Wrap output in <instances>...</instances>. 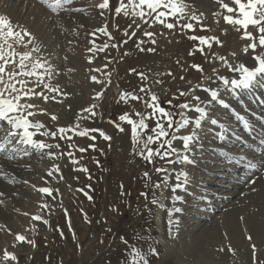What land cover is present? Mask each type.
<instances>
[{"label": "rangeland", "instance_id": "1", "mask_svg": "<svg viewBox=\"0 0 264 264\" xmlns=\"http://www.w3.org/2000/svg\"><path fill=\"white\" fill-rule=\"evenodd\" d=\"M37 1L40 3V0H0L1 16L7 15L8 10L14 8L15 14H25V18L28 17L29 25L33 24L35 13L39 10L44 14L41 33H45L44 40L39 39V44L42 46L39 55L46 58L53 68L59 72L51 80L46 79V82L54 86L58 85L61 92L67 93V95L58 97L59 100H62V103L51 100L45 103L42 98H33L31 102L36 105V108L33 110L38 113L40 110H46L47 113L37 114L40 117L38 118L36 115V121L47 124L46 128H42L44 131L51 132L57 127L73 126L78 123L79 128L77 131L101 129L111 136L112 139L111 141H105L99 136L98 132H90L87 137L77 136L74 132H70L68 133L70 139L52 138L49 136L48 140L53 145H60L58 149L53 147L54 153H62V155H48L47 158H51L52 161L51 164H48L49 166L42 165L38 161H32L27 155L28 151L26 147H18L15 141H13L15 147L9 145L7 153L0 151V157L2 156V158L21 164L33 163L37 167V170L22 168L21 171L25 174L24 179H21L22 181H17V177L12 175L14 183L20 191L24 192V195L17 196L16 193L11 191L7 192L9 197L11 196L14 199L12 202H15L16 207L14 212L8 210L9 213L4 215V228L0 226V230L3 228L6 232L3 243L14 241V236L20 231L21 227L28 228L33 224L35 226L33 228L38 233L31 235L30 240L34 244L20 243L17 250L13 251L17 256L16 261L4 260V253H0V264H133L135 250H139L144 257L147 253L155 255L157 258L155 262L160 257H164L165 260H163L162 264H260L261 261H264V246H258L256 260H253L252 253L249 250L246 251V249L242 256L240 255L242 252H236V255L233 256V262L227 261V257L219 251V254L216 255L217 259L212 261L203 260L201 256L204 253H197L196 251L185 252V246H183L185 240H181V237L184 236L189 239L190 234L193 237L197 236L204 227L202 226L199 230L191 231L189 228H186L189 224H185V226L183 222L181 223V225L183 224L182 231H175L172 226L170 231H166L162 221L160 222L157 219L158 216H161L158 213H162L164 210H168L171 214V207H167L166 204L168 199L166 192L173 190L171 188L178 181L176 175L181 171L182 167H179L178 172L172 171L171 167H169L170 169L166 167L168 169L167 172L157 173L154 171V168L156 165L157 167L163 166L166 163L165 160L158 158L154 163H148L136 155L137 158L139 157V161L131 168L128 162L132 157H135L132 150L131 126L126 122L119 121V116L125 113L129 114L133 119L138 120L139 117L135 113L147 110L142 101L132 100L131 97L128 98L127 102L122 101L120 97L125 93L139 94L145 100L149 99L147 97L149 94L155 93L159 97L160 106L174 112L176 114L175 119L179 120L181 110L178 105L186 101L196 103L192 101L191 95L180 97L179 92H188L189 89L194 88L198 83L215 89V82L219 78L212 72L214 67L219 69V74L222 77L226 76L228 72H232V70L221 67L222 62L219 60L212 59L213 54L223 55L234 64L246 61L243 58L245 54H242L241 51L242 47L247 43V41L240 39L243 30L237 32L231 25L224 22L222 16L214 15V13L227 14L226 10L217 4L215 0H186V2L191 4L190 9L186 10V14L191 15L194 13L210 29L207 32L197 30L194 34L218 36L223 42V47L214 44L212 49H206L204 53H201L197 50L199 42L189 40L187 34L169 32L166 29L160 30L161 28L158 27V24L155 25L156 27L147 25L145 28L141 27L140 29H136L135 26L129 27L128 17H124L122 14L120 16L115 14L114 9L118 6L119 0H111L110 10H102L97 7L102 0H84L85 2L74 0V4H78L82 11H76L75 9L77 8L73 7L71 8L73 9L72 11H61L59 14L52 12L51 9H48L49 12L46 6H42ZM224 2L231 5V0H224ZM101 12H103V15H101ZM190 22L196 23L195 20ZM137 23L143 26V22L139 21L138 18ZM105 25H107V29L112 33L114 39H110L102 33H97L95 37L90 35L92 31ZM133 30L137 31V35L132 37V40L124 36L125 31L131 32ZM224 30H227L226 34ZM251 30L252 28L249 26V31ZM143 31L156 32L157 34L154 38L157 44L151 45L149 38L142 35ZM140 39L146 42L143 47L153 46L156 51H139L135 45L139 43ZM92 40H95L97 49L105 43H108L110 47L104 52L96 51L95 58L89 64L88 58L93 56V53L88 52L87 49L92 46ZM123 40H128V43H123ZM112 44H117L118 46L113 48L111 47ZM221 48L226 49L224 53H220ZM21 50L25 51L26 49L22 47L18 51L21 52ZM257 51L264 54V49H257ZM232 52H236L237 57H232ZM124 53L129 54L125 56ZM190 53H195V55H191ZM246 55V57L251 58L255 53ZM109 61L111 63H108ZM106 63H108V67L104 68V64ZM158 64L160 67L164 65L163 70L159 69L157 71L154 69V67H158ZM193 64L200 65L203 68V72L192 68ZM94 68H99L101 71L92 72L91 69ZM132 69L136 71L133 72L131 71ZM105 72L111 73L112 83L110 85L103 86L95 84L90 80L91 75H96L102 80L105 79L103 75ZM138 73H143L147 79L141 80ZM168 73L172 75H169L167 82L162 81V83H157V81H161L157 77L161 75L165 77ZM188 73L192 75H188ZM198 73L201 76L196 80L193 75ZM184 74L186 78L183 76ZM206 76H211L212 79L207 80L205 79ZM151 79H154V81L149 82ZM259 85H264V81L256 80L250 88L252 91L249 90L250 95L245 96L244 94L246 93L244 92L240 96L248 105L250 100H254L256 106L253 109H251V103L250 107H247L237 104L236 101L228 102L233 108H237V115L235 117L232 114L228 117V120H221V123H229L228 127L235 126L236 134L246 136V140L252 145L240 143L237 147L233 161L240 169L237 173L216 169L215 174L211 173L209 175L213 183L205 182L206 185L200 184V186L212 187L213 190H217V194L199 192L211 197V199L218 198L219 195H233V193H237V195L232 197L231 201L225 202L226 205H223L224 207L220 206L221 210L219 208L215 213L216 217L210 219L208 222L217 220V217L221 216L235 200L242 199L245 186L249 183L248 179L254 178V174L248 172L256 173L259 171V169L245 165H254L250 159L253 158L259 161L257 165H259V168L264 169V154L259 155L260 152L258 151L260 148H264V145L260 141V144L259 142L256 143L259 144L258 146H253L252 142L259 140H255V137H249L248 135H257L259 128H263V132L260 129L261 135L258 132L257 137L264 139V106L261 107L263 113L260 114L256 107H260L261 102L255 100V97L258 95L257 99L261 98L264 102V96L260 93L264 94V87H261L259 91L256 89ZM145 86L151 89V93L146 95L139 92V89ZM102 87H106L104 97L100 100L94 99L96 91L101 90ZM37 91H40V89H37ZM44 91L45 94L55 95V93H48L47 90ZM201 91L202 89H199L192 95H200L202 99ZM219 91L221 92L220 98L226 102L228 100L225 96L226 91ZM251 92L255 93V96H252ZM235 93L240 95L238 89L235 90ZM209 97L207 98L209 99ZM219 99L216 103L213 102L209 108L206 105V101L202 99L204 103L200 106L205 108L206 112H208L207 110L210 111L208 112V118L202 121L201 128L196 129L194 124H192L188 128L176 133L177 135H191L195 133L197 137L193 142L192 151L183 152V155H188L190 158H194L195 161H201L217 153L208 147V149L200 147L199 149L202 150V153L194 152L198 148L197 144L200 142L203 143L202 145L222 147L225 150L230 148L228 142H223L222 139L229 140L235 137L230 132L225 131L226 126L220 123H211L213 117L217 119L220 116V113H216V107L223 108L220 103L218 104ZM93 103L98 105L95 110L97 114L88 119H81V110ZM141 109L142 111H140ZM227 110L230 112L231 108H227ZM250 110H257L255 113L260 115H256L254 112L251 113ZM149 111L151 109H148ZM241 113L254 114L250 116L251 120H255V122L252 121V124L255 126L254 123H256L253 130L250 128L251 130L247 129L246 131L241 128L237 119ZM53 114L58 117V120H51V115ZM194 114L195 112H191V114L190 112H186V115L189 117H192ZM83 115L87 116L88 114L83 113ZM262 115L263 117H261ZM255 118L259 122L263 120L262 124L259 125V122ZM114 121L120 123L125 128V131L120 132L113 123ZM150 127H154V123L150 124ZM220 127L223 129L222 131L219 130ZM236 129L240 130L237 131ZM4 130H7V126L0 129V131ZM245 131L247 134H243ZM91 135L97 137L95 141L90 139ZM207 137H209V140L206 141ZM252 138L253 141H249ZM236 139L242 142L241 139L243 138L237 137ZM179 142L174 141V146L181 147ZM90 144H95V149L89 148L88 145ZM80 148H87L88 150L81 153L79 151ZM247 148L248 150L244 152ZM69 152L72 153L71 157L68 155ZM262 152L264 153V151ZM224 155H226L224 152L218 153V157H225ZM225 158L230 160L231 157L226 156ZM171 159L175 160L176 156H172ZM74 161H78V163ZM218 164L221 165L220 163ZM234 164L230 165L233 167ZM57 166H59V171H56ZM84 168L88 171L81 170ZM187 170L190 172L189 169ZM50 171L53 175L49 177L48 184L53 187L54 194L53 197L45 194L46 196H42V198L53 200L55 205L54 207L49 206V210H47V208H43L40 204L37 189L43 184H47L46 179H44V173ZM145 171L149 172L150 180L144 177L143 172ZM129 175L131 177H128ZM240 176L244 177V179L240 178ZM26 181L27 183H25ZM170 182L171 184H169ZM156 184H159L160 187H155ZM252 189L250 188L247 192L246 202L255 199L256 190L253 191ZM89 196L92 199H89ZM153 199H157V203L153 204L151 202ZM2 201L4 202L5 200ZM262 202H264V199ZM190 203H207L217 208L220 201H208L200 198L193 202L190 201ZM164 207L167 208L165 209ZM40 208L41 210L43 209V220H47V224L43 223V221L34 222L31 218L32 213L29 211ZM246 208V211L249 213L253 205ZM191 210H196L197 212L205 211L202 206L190 205V209L184 210L183 213ZM24 213H28L29 215H24ZM186 216L194 219L198 214ZM18 218L21 220L18 221ZM9 225L12 227V230L7 228ZM105 232H108V237L105 236ZM170 233L178 241V246L174 252L172 251L176 243L169 237ZM1 242L0 239V244H2ZM23 245H34L32 252H23ZM116 247H118V250L115 252L114 249ZM151 249H156V252L151 251ZM217 249L221 250L223 248L216 245ZM223 251L229 252L225 249ZM165 252L169 253L166 254Z\"/></svg>", "mask_w": 264, "mask_h": 264}, {"label": "snow or ice", "instance_id": "2", "mask_svg": "<svg viewBox=\"0 0 264 264\" xmlns=\"http://www.w3.org/2000/svg\"><path fill=\"white\" fill-rule=\"evenodd\" d=\"M223 9L226 10L227 14L214 13V15L222 16L224 22L231 25L237 32L243 30L240 36L241 40L247 41V43L242 47V54L255 53L253 56L254 61L258 66L249 67L243 62L232 63L229 59L223 55L213 54L211 57L214 60H219L221 67L240 73V78L236 80H227L219 74V69L213 68L212 72L219 79H223V84L227 87L229 84L235 93L237 89H249L253 86V82L257 80L258 75H264V54H261L257 49H264V0H231V5L225 3L224 0H215ZM42 5H46L48 9L52 12L59 14L61 11H72L69 5L73 4V0H40ZM99 9L110 10L111 0H102L98 5ZM191 4L186 2V0H119L118 6L115 7L114 11L117 16L121 14L124 17L129 18V27L135 26L136 29H140L141 24L137 23V18L142 21L143 24H148L150 27L156 24L163 26L164 29L169 32H179L181 34H187L188 39L191 41H198V51L204 53L206 49H212L213 45L223 47V42L218 36H208V35H195L197 30L200 31H210V29L203 24L197 15L194 13L191 15L186 14V10L190 9ZM76 11H82V9H75ZM103 15V12H101ZM203 15V13H201ZM195 20L196 23L190 21ZM219 23V21H217ZM249 26L252 30L249 31ZM19 29V30H17ZM225 34L227 30H224ZM97 33H102L108 36L110 39H114L111 32L108 31L107 25L99 27L91 32V36L95 37ZM192 33V34H190ZM255 33V34H254ZM156 32L153 31H143L142 35L149 38L151 45H156L157 41L154 38ZM137 35V31L133 30L131 32L125 31L124 36L132 38ZM27 39L25 40V38ZM11 41V42H10ZM36 37L27 28L21 25H14L10 18L0 16V129L7 126V130L4 132V139L0 141V151L8 148L9 145L15 147L13 141L22 142L23 144L30 145L34 149H52L53 147L59 148L60 145L49 144L43 140L35 139L36 133L40 129L46 128V125L40 121H35L34 118L37 114H47L46 110L33 111L36 105L31 101L33 98H42L43 102L47 103L49 100L53 102H61L58 97L66 96L67 93L61 92L58 85H51L46 82L51 80L54 75H58L59 72L53 68L49 61L40 56L42 46L39 43H35ZM123 43L127 44L128 40H123ZM145 40L140 39L139 43H136V48L141 51L155 52L156 49L153 46L143 47L145 45ZM14 44H22L26 49L25 51H17ZM32 45L31 48L28 46ZM91 47L87 49L88 52L93 53V56L88 58L89 64L95 58V52H104L110 45L108 43L103 44L98 49L95 46V40L91 41ZM117 44H112L111 47L116 48ZM35 54V55H34ZM129 53H124L128 55ZM195 55V53H190ZM232 57H237L236 52L231 53ZM67 59V57H65ZM108 63H111L109 61ZM108 63L104 64V68L108 67ZM179 63V61H177ZM192 68L199 72H203V68L198 64H193ZM92 72H100L101 69L94 68L91 69ZM131 71L135 72V69ZM105 79H100L96 75H91L90 80L99 85L107 86L112 83L111 73H103ZM141 80H146L147 77L143 73H138ZM168 75H172L168 73ZM183 79V77H181ZM205 79H212L211 76H206ZM157 83H162V81H157ZM203 88L205 93H210V99L208 102L217 101L219 98V92L216 89H209L201 84H196L194 88L189 89L188 92H179L180 97H187L191 95L192 102H184L178 105L181 110L179 113L180 119H175V113L166 110L160 106V100L158 95L151 93V89L141 87L139 92L145 93L146 95L151 93L150 99L145 100L139 94L133 95L132 93L123 94L120 99L127 102L128 98L131 97L132 100L142 101L145 108L151 109L150 112H139L137 111L135 115L139 119H133L129 114L125 113L119 116V121L126 122L131 126V142L133 145V152L135 155L142 158L148 163H154L158 158L160 160H165L168 164H188L192 165L196 163L194 158H190L188 155H183V152H191L193 142L196 140V134L191 135H177L182 129L188 128L190 125L194 124L196 129L201 128L202 121L208 116L205 108L200 105L204 103L200 95H192L197 92V90ZM40 89V91H37ZM47 90L48 93H55V95L45 94ZM106 87H102L101 90L96 91L94 99L100 100L104 97ZM225 109L228 108V104L220 98L218 101ZM171 103V101H169ZM98 105L93 103L89 107H85L81 110V119H88L95 116L96 109ZM186 112L199 113V117L194 120L186 115ZM83 113H87L84 116ZM33 118V119H30ZM243 119V117H240ZM51 120L56 121L58 117L56 115H51ZM116 128L120 132H124L125 128L121 126L118 122H113ZM154 123V127H150V124ZM212 124H216L217 120L212 119ZM247 124V121H245ZM79 124L76 123L73 126H61L57 127L55 130L49 132L44 131L40 133L41 136H51L52 138L60 139H70L68 133L74 132L77 136L87 137L90 132H98L99 136L105 141H111L112 137L107 135L101 129H84L77 131ZM175 129V131H173ZM95 135H91L90 139L95 141ZM174 141H181V147L174 146ZM155 145V147H153ZM89 148L95 149V144L88 145ZM87 148H80L81 153L86 152ZM48 155H62V153L49 152ZM68 155L71 157L72 153L69 152ZM172 156H176V159H171ZM78 163V161H74ZM254 167V165H250ZM87 172L86 168L81 169ZM56 171H59V166L56 167ZM154 171L157 173L167 172L168 169L161 167H155ZM49 177L53 175L50 171L47 174ZM144 177L151 179L149 172L145 171L143 173ZM183 178L182 183H177L175 185L176 189L182 188L184 184L188 182V173L181 170L177 175L176 179L179 181ZM27 183V181L25 182ZM256 181L252 180V184ZM35 187V186H33ZM155 187L159 188L160 185L156 184ZM40 193L46 194L49 197H53V189L45 186L37 189ZM255 191V188L252 189ZM58 191V190H57ZM82 191V190H81ZM4 194L0 192V196ZM87 195V193H85ZM89 199H92L90 196ZM176 200L180 197L176 196ZM153 204L157 203L155 199L151 201ZM4 202L0 200V204ZM43 207L47 208L48 204H44ZM175 212L181 211L179 208L174 209ZM24 215H29L24 213ZM34 221H43L47 224V220H43L40 215H34L31 217ZM169 223H173L170 219ZM17 243H29L34 244L33 241L28 240L23 234L17 233L14 236ZM249 241H252L253 237L249 235L247 237ZM127 243V241H125ZM253 260L257 259V246L253 243L250 245ZM151 251L156 252V249H151ZM223 251V249H221ZM4 260L16 261L17 256L4 250L3 255ZM133 264H147L144 256L135 250V256ZM260 264H264L261 261Z\"/></svg>", "mask_w": 264, "mask_h": 264}, {"label": "bare ground", "instance_id": "3", "mask_svg": "<svg viewBox=\"0 0 264 264\" xmlns=\"http://www.w3.org/2000/svg\"><path fill=\"white\" fill-rule=\"evenodd\" d=\"M13 10H14V8L11 10H8L7 15L5 14L4 17L10 18L14 25H17V24L21 25L24 28H27L29 31H31V33H34V36L36 37L35 43H39L40 38L44 40V33L45 32L43 34L41 33L44 14H43V12H41V10H39L37 13H35V19H34V22L32 25H29L28 17L25 18V16H24L25 14H15V12ZM147 25L148 24H143L142 27L145 28V26H147ZM158 27L161 28V29L159 28L160 30L164 29L163 26H161V25H158ZM17 30H19V29H17ZM26 39H27V37L25 38V40ZM131 40H132V38H131ZM14 46H15L17 51L23 47L22 44H14ZM28 47H32V45H29ZM225 50H226L225 48H221L220 53H224ZM22 51H24V50H21V52ZM246 56L247 55L245 54L243 57L244 59H246V61L244 62L246 64V66H249V67L258 66L252 57L248 58ZM163 67H164V65H161V67H160L158 64V67H154V69H156L158 71L159 69H162ZM189 74L192 75L191 73H188V75ZM175 75H177V74H175ZM183 76H185V74ZM200 76H201L200 73L193 75V77L196 80L199 79ZM168 77H169V75L167 74L165 77H162V75H161L160 77H157V78L161 81L167 82ZM185 78H186V76H185ZM239 78H240V76L238 77L235 73H232V72H228L226 74V76L223 77V79H227V80H230V79L236 80ZM223 79H220V80L218 79L217 82H215V87H216L215 89L218 90L220 95H221V92L219 90L226 91L225 96L228 98V100L225 103L228 104V102L231 103V102L236 101L237 104H239V105H245L247 107H250V103H251L252 107L256 106V102L254 100H250L249 101L250 103L248 105V103L246 101L242 100L240 96H238L236 93H233V90L229 85L227 87H225L223 84ZM152 81H154V79H151V81H149V82H152ZM204 87H207L209 89H214V88H211L209 86H204ZM201 89L203 91V88H201ZM202 91L200 92L202 94V99L206 101V105H208V108H209V106H211V104L213 102L216 103V101L209 103L207 97L210 96V93H205L204 91L203 92ZM244 92L246 93V94H244L245 96L250 95L249 90H245ZM251 94H252V96H255V93L251 92ZM220 95H219V98H220ZM203 96H204V98H203ZM147 97L150 99V94ZM209 99H210V97H209ZM218 104H219V102H218ZM142 107H144V106H142ZM228 108H231L230 112H228L227 109L225 110L224 106H223V108L216 107V111H217L216 113L217 114L220 113L219 114L220 116L218 117L219 120H217L218 118L217 119L215 118L217 120V123H220L223 126H226V129H225L226 132H230L232 134V136L235 137L234 139H229V140L222 139L223 142H228V146L230 147L228 150L222 149V147L219 148L217 146L211 147L208 145L207 146L202 145L203 143L200 142L197 144L198 148H196L194 150V152H201L202 153V150L199 148L204 147V149H206L208 147L209 149H212L213 151L215 150L217 153L212 154L210 157L204 158L201 161H196V163H194L192 165L180 164V163L168 164L167 162L163 165L164 168L168 167V169H170L169 167H171L172 168L171 170L172 171L174 170V172H178V169L181 166L182 167L181 170L188 173V182L186 184H184L182 188L176 189L175 191L168 190L166 192V195L168 198L166 204H167V207H171V209H170L171 214L168 212V210L167 211L164 210L162 213H158L161 216L159 217L157 215L158 216L157 219L160 220V222L162 221V224L164 225V228L166 229V231H170L171 226L175 231H178V230L182 231L181 228H182L183 224L181 225V223H183V222H184V225L189 224V225H187L188 227L186 225L185 226H186V228H189L191 231L199 230L203 226L204 227L203 230L199 234H197V236L193 237L190 234L189 239L187 237H184V236L181 237V240H183V239L185 240L184 245H183V246H185V252L196 251L197 253H204L201 256V258L203 260H211L212 261V260L217 259L216 255L219 254L218 253V251H219V252H222V254L227 257V261L233 262V256L236 255V252H238V253L242 252V254H240L241 256L243 255V253L245 252L246 249H247L246 251L249 250V252H251V248H250L251 244L254 243L257 246V249H258V246H264V202H262V200L264 199V169L259 168V165H257L259 163V161H257L256 159H253V160L250 159L251 163L254 164V167H252L248 164H245V165L248 167L259 169V171L256 173L248 172L250 174H254V178L248 179L249 183H248V185L245 186L244 196L242 197V199L235 200L223 212V214L221 216L217 217V220H213L211 222H208L210 219L216 217L215 213L219 210L220 206L226 205L225 202L231 201L232 197L237 195V193H233V195H230V194L219 195L218 198L211 199V197L205 196L204 193H199V192H201V191L206 192V193L212 192L214 194H217V190H213L212 187L207 188V186L206 187L200 186V184L206 185L205 182L210 183V184L213 183V181L210 179L209 175L211 173L215 174L216 169L229 170V171H233V172L237 173L240 169L238 168V165L234 164V162H233L234 156L237 152V150H236L237 147L239 146L240 143H242L243 145H252L251 143H248V141L246 140L247 138H245V139L243 138V139H241L242 142H239L236 138L240 137V136H238L236 134L235 128L234 127H228L229 123H227V122L221 123V120H228V117L231 116L232 114L235 117L237 115V108H233L232 105H230V104H228ZM140 111H142V109ZM207 111L209 112L210 110H207ZM146 112H148V109L145 110V113ZM253 112L254 111H251V113H253ZM190 114H191V112H190ZM241 114L237 118L239 125H241V128H243V130H246V131H247V129L253 130V128H255V126L252 124L253 120L250 119V116L254 115V114H249V113L248 114L241 113ZM39 117L40 116H38V118ZM198 117H199V113H195L191 118H193V120H194L195 118H198ZM240 117H243V119H240ZM261 117H263V116H261ZM207 118L208 117H206L205 119H207ZM30 119H33V118L30 117ZM213 119H214V117H213ZM34 120L36 121L35 118H34ZM44 120H45V118H44ZM245 121H247V124H245ZM260 121L262 122L263 120H260ZM0 124H4V122H0ZM45 125H47V124H45ZM260 129L261 128H259V131L262 130L261 132H263V128L261 130ZM5 131L6 130L0 131V141H3ZM246 131L243 132V134H247ZM259 131H257V135H253V134H248V135H249V137H255V140H259V141H261L262 144H264V139H259V137H257ZM42 132H44V130L40 129L39 132L36 133V136L34 138L39 139V140H43L46 143L52 144L48 140L49 136H41L40 135V133H42ZM261 132H259V134ZM222 136H224V135H222ZM205 140L206 141L209 140V137H207ZM14 141L17 143L16 145L18 147H26V149L28 151L27 155L32 161H35V162L38 161L42 165L51 164V162H52L51 158L48 159L47 156H48L49 152H54L53 148L50 150L49 149H44V150L34 149L30 145L23 144L22 142H17L16 140H14ZM179 144L181 145L182 142L180 141ZM254 146L256 147L258 145H254ZM7 151H8V148H6L5 150H3L1 152L7 153ZM258 151L260 152L259 155L264 154L262 152V151H264V148H260V150H258ZM219 152H224L226 154V155H224L225 157L230 156L231 157L230 160L226 159L225 157H218ZM138 161H139V157L137 158V156L135 155V157H132L129 160L128 165L131 168H133L134 165H136ZM218 163H220L221 165H219ZM29 164L30 163L21 164L19 162H15V161L12 162L11 160H7L6 158H2V156L0 157V192H2L4 194L3 196H0V199L5 200L3 204H0V226L3 228H4V226H3L4 215L9 213L8 210H11L12 212H14L15 207H16L15 202H12V201H14V199L11 198V196L9 197V194H7V192L11 191L13 193H16L17 196L24 195V192L20 191L18 186H16V184L14 183L15 181H13L12 175L17 177V179H16L17 181H22L24 179V176H25V174L21 171L22 168H24V169L29 168L31 170H37V167L33 163H31L30 165ZM230 164H234L233 167ZM152 166H155V165H152ZM156 167H157V165H156ZM187 169H189L190 172ZM47 174H48V172L44 173V179H46L47 184H43L40 187L47 186V187L52 189L53 187H51V185L48 184L49 183L48 182L49 176ZM128 177H131V175H129ZM240 178L244 179V177H241V176H240ZM11 179H12V181H11ZM252 180H255L256 183L252 184ZM182 181H183V178H181V180H179L175 183L173 181L172 182L176 185L177 183H182ZM169 184H171V182ZM175 185H173L174 187L171 189H174ZM250 188H255V190H256V193L254 195L255 199L251 200L250 202H246V200H245L246 195H247V192ZM53 194H54V191H53ZM37 195L40 198V204L42 207L44 204H48L47 210H49V206L54 207L55 202L53 200L42 198V196L43 197L46 196L45 194H42L38 191ZM176 196H179L180 199L176 200L175 199ZM259 196H260V199H259ZM200 198L208 200V201L209 200L220 201L219 207L215 208L214 206L207 204V203L206 204H204V203H197V204L190 203V201L193 202V201L200 199ZM172 201H173V203H172ZM190 205L202 206L205 211L197 212L196 210H191V211H187V212L183 213L184 210L190 209ZM251 205H253V208L251 211H254V212L250 211L248 213L246 211L247 210L246 207L251 206ZM11 207H12V209H11ZM167 207H164V208L166 209ZM43 208H45V207H43ZM175 208H179V209H181V211L175 212L174 211ZM220 210H221V208H220ZM29 212L32 213V216H34V215H40L41 217L44 216L43 209L41 210V208L40 209H34L32 211L30 210ZM196 214H198V216L194 219L193 218L191 219V217L186 216V215L195 216ZM170 219L173 221V223H171V224L169 223ZM20 220L21 219L18 218V221H20ZM162 224L160 223V225H162ZM33 227H35V226H33V224L28 228L27 227H21V229L18 233L25 235L27 237V239L30 240L32 234H34V235L38 234L37 231ZM3 228L0 230V239L2 241L1 242L2 244H0V253H4L5 249L9 252L15 253L13 251L17 250V247H18V245H20V243H17L15 241V239H14V241H11V242L7 241V242L3 243L4 238L6 237V232ZM7 228H9V230H12L11 229L12 227L10 225ZM132 231H134V230H132ZM105 233H106L105 236L108 237V232H105ZM47 235H49V234H47ZM249 235H251L253 237L252 241H249L247 239V237ZM55 236H57V235H55ZM45 237H48V236H45ZM169 237L172 239V241H174L176 243V245L174 244L175 246L173 247L174 249L172 251V252H174V250L178 246V241H177V238L174 235H172L171 233H170ZM104 239L106 240V238H104ZM216 245L220 246L221 248H223L225 250H228L229 252H224V251H221L220 249L216 250ZM33 246L34 245H28V246L23 245V247H24L23 252H32ZM114 250L116 252L118 250V247H116ZM167 251H169V250L167 249ZM165 253L167 254L169 252H165ZM148 255H149V257H148ZM144 258L147 261V264H157V263L162 264L163 260H165L164 257H160L159 260L158 261L156 260V262H155V259H157L156 256L152 255L150 253H147ZM167 259H168V257H167Z\"/></svg>", "mask_w": 264, "mask_h": 264}]
</instances>
